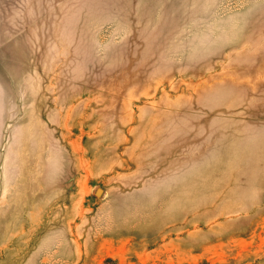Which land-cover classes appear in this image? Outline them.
Listing matches in <instances>:
<instances>
[{
    "label": "rangeland",
    "instance_id": "rangeland-1",
    "mask_svg": "<svg viewBox=\"0 0 264 264\" xmlns=\"http://www.w3.org/2000/svg\"><path fill=\"white\" fill-rule=\"evenodd\" d=\"M0 264H264V0H0Z\"/></svg>",
    "mask_w": 264,
    "mask_h": 264
}]
</instances>
